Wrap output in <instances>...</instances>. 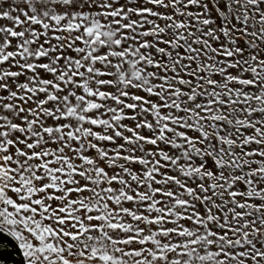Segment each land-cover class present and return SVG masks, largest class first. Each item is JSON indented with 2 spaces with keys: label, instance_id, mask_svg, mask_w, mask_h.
<instances>
[{
  "label": "snow or ice",
  "instance_id": "obj_1",
  "mask_svg": "<svg viewBox=\"0 0 264 264\" xmlns=\"http://www.w3.org/2000/svg\"><path fill=\"white\" fill-rule=\"evenodd\" d=\"M0 238L264 264V0H0Z\"/></svg>",
  "mask_w": 264,
  "mask_h": 264
},
{
  "label": "crops",
  "instance_id": "obj_2",
  "mask_svg": "<svg viewBox=\"0 0 264 264\" xmlns=\"http://www.w3.org/2000/svg\"><path fill=\"white\" fill-rule=\"evenodd\" d=\"M0 244L7 245L2 258L7 261L8 264H14L16 255L14 245H12L11 241L7 240V238H0Z\"/></svg>",
  "mask_w": 264,
  "mask_h": 264
}]
</instances>
